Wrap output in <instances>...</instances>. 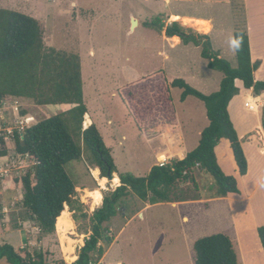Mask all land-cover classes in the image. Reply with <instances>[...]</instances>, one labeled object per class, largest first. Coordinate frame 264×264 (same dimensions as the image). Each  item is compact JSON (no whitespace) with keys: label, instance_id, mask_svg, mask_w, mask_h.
<instances>
[{"label":"rangeland","instance_id":"374dc122","mask_svg":"<svg viewBox=\"0 0 264 264\" xmlns=\"http://www.w3.org/2000/svg\"><path fill=\"white\" fill-rule=\"evenodd\" d=\"M0 7L35 17L46 46L78 55L88 109L83 127L97 126L116 165L113 178L102 177L82 141V157L66 164L75 183L74 198L80 203V209L67 205L64 213L65 221L74 224L65 235L72 240L69 253L61 234L65 221L42 235L22 205L23 188L14 177L33 172L34 161L16 152L14 135L73 105H38L24 97H8L0 103V139L6 149L2 154L0 141V244L11 243L22 255L40 250L49 264L61 259L70 263L91 233L90 217L104 193L120 184L119 178L113 181L114 176L121 172L145 176L154 164L179 158L182 152L177 149L173 154L172 144L186 133L185 125L193 131L208 122L203 102L193 96L181 100L182 89L171 82L182 78L207 94L217 90L223 73L208 67L201 47L194 43L171 46L173 42H166L161 27L152 26V21L169 25L172 13L213 18L212 49L225 45L224 58L236 67L233 30L243 29L248 15L252 25L264 31V0H0ZM182 27L197 33L191 24ZM242 111L248 121L254 120L255 112L244 107ZM262 128L256 125L246 140L258 141ZM223 168L240 181L243 193L216 200L213 178L199 170L193 171L191 181L174 187L175 201L151 204L130 193L116 216L103 224L114 239L111 245L100 242L105 253L95 264H193V242L218 232L232 239L240 264H264V252L262 257L253 245V222H264V183L249 192L258 170L239 180L230 158ZM89 191L99 192V204H94ZM240 236L249 240L245 263Z\"/></svg>","mask_w":264,"mask_h":264},{"label":"trees","instance_id":"16d2710c","mask_svg":"<svg viewBox=\"0 0 264 264\" xmlns=\"http://www.w3.org/2000/svg\"><path fill=\"white\" fill-rule=\"evenodd\" d=\"M151 25L163 27L158 20L152 21ZM165 33L179 36L185 44L200 46L208 67L223 73L219 89L210 94L202 93L182 78L171 82L173 87L182 89L181 100L193 96L203 102L209 123L202 130L198 145L184 158L154 164L145 176L119 173L120 184L104 193L101 205L90 217L91 233L77 258H69L71 261L75 259L70 263L61 259L54 264H95L105 253L100 242L111 245L114 239L107 235L103 224L116 216L130 193L151 204L175 201L174 187L191 181L194 170L213 178L217 197L240 191L237 178L226 174L220 166L215 148L222 138L227 139L238 173H247L248 161L228 105L239 93L235 79L242 80L244 87L251 88L257 95L264 92V80L254 79L253 73L260 61L251 60L248 34L240 28L234 30L233 38L239 46L235 47L237 66L232 67L212 49L208 35L187 31L176 21L166 26ZM8 97L30 98L38 105H73L14 135L16 152L28 155L34 161L33 172L14 177L23 188L22 205L40 233L50 234L65 221L67 205L80 209V203L74 198L75 183L65 168L69 161L82 157L80 141L90 153V163L100 170L102 177L113 178L116 165L97 126L91 123L83 127L88 109L83 99L78 55L46 46L42 26L35 17L0 7V103ZM0 141L4 147L1 153L6 154L3 138ZM257 234L264 251V224L257 227ZM193 252V264H240L232 239L222 232L197 238L193 242ZM1 261L7 264H49L44 252L27 251L22 255L11 243L0 244Z\"/></svg>","mask_w":264,"mask_h":264},{"label":"crops","instance_id":"0c3cea01","mask_svg":"<svg viewBox=\"0 0 264 264\" xmlns=\"http://www.w3.org/2000/svg\"><path fill=\"white\" fill-rule=\"evenodd\" d=\"M175 17H177V19H174ZM248 17L249 16L247 15L243 30H245L247 32L248 37H249L251 60H252V62L260 61V65L258 66L257 69L254 70V73H253L254 79L255 80H264V31H263V29H256L252 25V23ZM185 18H189V19H191V20L193 19V20L191 21V23L190 22L186 23V22H184ZM168 20H169V24H171L174 21L178 22L181 26H187L188 24H191L197 33L206 34L210 38H211V33L214 29L213 18H211V17L206 18V17H201V16H196V17L195 16L194 17L180 16L178 13H172L168 17ZM197 21L200 23H198ZM134 23H135V25L139 24V19L137 17H135ZM166 26L163 23V27L158 28V29H160L162 37L166 42H170V43L173 42V43H171V46L176 47V46L181 45V44H183L184 46H188L189 44H191V43H188V44L183 43L182 40L180 39V37L177 35L167 36L165 33ZM234 30H235V28H234ZM234 30H233V33H234ZM232 37H233V35H232ZM233 41H234V38H233ZM195 46L197 48L200 47L197 45H195ZM230 47H232V44L230 45ZM214 50L218 53V55L220 57H223V58L226 57L225 55L227 53V49L225 48V45L224 46L222 45V46H220V48H216ZM233 50L235 52L234 46H233ZM231 52H232V49H231L230 53ZM231 54L233 55V53H231ZM165 56L166 57L168 56L167 53H165ZM235 57H236V54H235ZM207 64H208V60H207ZM220 79H222V78H220ZM220 82H221V80H219V83ZM219 83L216 86V87H218V88H216L217 90L220 87ZM235 85L238 87L239 93L237 95H235L230 100L229 105H228V111H229L231 120H232V122H233V124H234V126L238 132L242 147L244 149V152H245V155H246V158L248 161L247 173L244 175H240L238 173L237 166H236V163L234 161L233 154H232V150L230 148L229 141L227 139L222 138L219 141V143L217 144V146L215 148V152H216L217 160H218L220 166L222 167L223 171H224L223 165H224V163H226L224 161V159L226 157L230 158V160L233 163V170L237 174L239 180L242 179L243 177L249 176L252 173V170H258V175L255 174L256 177L254 178V183L252 182V185H250V186L248 185L249 186V188H248L249 192L253 191V190L257 191L258 190L257 188L259 187V185L264 183V131H263V128H262L263 136H261L259 140L257 138L258 141H256V142L248 141V140H246L245 137H246V134H248L256 125H258L259 127H261V125L264 126V120L263 119L261 120V116L264 112V107H263L264 106V92H262L258 95L255 94L251 88H245L242 80H240V79H235ZM217 90H215V91H217ZM210 93H212V92H210ZM210 93H207V94H210ZM251 99H253V100H251ZM250 105H253V109L250 108ZM243 107L246 110H249V111L256 113V116H255L253 121H248L246 119V117L243 115V111H242ZM205 113H206V109H205ZM207 120H208V118H207ZM208 123H209V121L207 122V124L203 128L201 127V125L200 126L196 125L193 128V131L192 130L187 131V127L185 125V129H186L185 132L186 133L181 135L172 144V150L175 152L173 154H176V152H178L177 149H179V151L182 152L181 153L182 155L179 156V158H184L187 152L194 149L198 145L201 132L208 125ZM239 127H241V129H243L242 132H239V130H238ZM252 159L255 160V163H254L255 165L253 164ZM161 163L162 162L157 163V164H161ZM225 173L228 174L227 172H225ZM256 173H257V171H256ZM259 176L261 178H259ZM237 182H238V187H239L240 181L237 180ZM239 190H240L239 193H229L226 196H219L215 199L216 200L217 199H223V198L225 199V198H229V196H235L237 194L239 195L240 193H243L241 187H239ZM248 191H246V192H248ZM158 203H163V202H158ZM249 206L251 207L250 202H249ZM262 210H263L262 214L264 217V209H262ZM251 213H252V219L256 220V216L254 214V208H253V212L251 211ZM260 224L261 225L264 224L263 220H262V223L256 222V221L253 222L254 232L256 230V233H255L256 239L254 240L253 245L256 246V250L258 252H260L262 254V257H263L264 251H262L263 248L260 245L261 243L257 237L258 236L257 227L260 226ZM239 239H240L241 247H242L241 256L243 255L242 258H244L243 262L245 263V261H247L246 257H247V249H248V247H247L248 244H247L246 240H248V239L243 237V236H240ZM249 246H250V243H249ZM237 256H238V254H237Z\"/></svg>","mask_w":264,"mask_h":264},{"label":"bare ground","instance_id":"6f19581e","mask_svg":"<svg viewBox=\"0 0 264 264\" xmlns=\"http://www.w3.org/2000/svg\"><path fill=\"white\" fill-rule=\"evenodd\" d=\"M175 18L177 19V17H175ZM192 20L189 19V18H185L184 19V22H186V23H189L190 22L191 23ZM198 23H200V22H198ZM113 181L114 182H117L118 181V176L117 175L114 176ZM88 194L93 198L94 204H99V202L101 201V195L99 194L98 191H89ZM73 225H74L73 222L68 220V221H65L64 222V224L62 226V229H61V234L63 235L62 238H63V240H66V242H67V244L65 245V247H66V250L69 253L73 252L72 240L70 238L66 237L65 235H66V233L69 230L73 229Z\"/></svg>","mask_w":264,"mask_h":264},{"label":"clouds","instance_id":"9594fccd","mask_svg":"<svg viewBox=\"0 0 264 264\" xmlns=\"http://www.w3.org/2000/svg\"><path fill=\"white\" fill-rule=\"evenodd\" d=\"M233 46H234V47H238V46H239V45H238V42L233 41Z\"/></svg>","mask_w":264,"mask_h":264},{"label":"built area","instance_id":"2783aa9c","mask_svg":"<svg viewBox=\"0 0 264 264\" xmlns=\"http://www.w3.org/2000/svg\"><path fill=\"white\" fill-rule=\"evenodd\" d=\"M250 108L253 109V105H250ZM161 164H163V162Z\"/></svg>","mask_w":264,"mask_h":264},{"label":"water","instance_id":"95a60500","mask_svg":"<svg viewBox=\"0 0 264 264\" xmlns=\"http://www.w3.org/2000/svg\"><path fill=\"white\" fill-rule=\"evenodd\" d=\"M87 126H85L84 128H86Z\"/></svg>","mask_w":264,"mask_h":264}]
</instances>
